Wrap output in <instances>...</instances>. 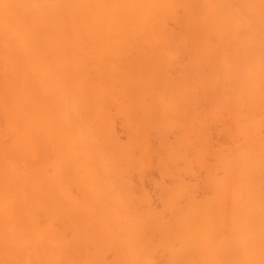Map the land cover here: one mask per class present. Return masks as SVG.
<instances>
[{
    "label": "bare ground",
    "instance_id": "obj_1",
    "mask_svg": "<svg viewBox=\"0 0 264 264\" xmlns=\"http://www.w3.org/2000/svg\"><path fill=\"white\" fill-rule=\"evenodd\" d=\"M0 264H264V0H0Z\"/></svg>",
    "mask_w": 264,
    "mask_h": 264
}]
</instances>
